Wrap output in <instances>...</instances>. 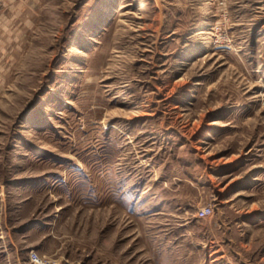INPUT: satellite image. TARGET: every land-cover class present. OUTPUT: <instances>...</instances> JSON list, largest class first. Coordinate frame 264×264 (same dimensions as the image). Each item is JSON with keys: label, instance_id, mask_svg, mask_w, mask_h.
Segmentation results:
<instances>
[{"label": "rangeland", "instance_id": "374dc122", "mask_svg": "<svg viewBox=\"0 0 264 264\" xmlns=\"http://www.w3.org/2000/svg\"><path fill=\"white\" fill-rule=\"evenodd\" d=\"M33 249L264 264V0L3 1L0 264Z\"/></svg>", "mask_w": 264, "mask_h": 264}, {"label": "built area", "instance_id": "2783aa9c", "mask_svg": "<svg viewBox=\"0 0 264 264\" xmlns=\"http://www.w3.org/2000/svg\"><path fill=\"white\" fill-rule=\"evenodd\" d=\"M3 1L4 0H0V14H1L2 9H3ZM212 212H213L212 207H205L201 210L202 216H206ZM28 258H29L30 262H32L33 264H43L44 263L42 256L39 254V252L37 250H34V249L29 252Z\"/></svg>", "mask_w": 264, "mask_h": 264}, {"label": "water", "instance_id": "95a60500", "mask_svg": "<svg viewBox=\"0 0 264 264\" xmlns=\"http://www.w3.org/2000/svg\"><path fill=\"white\" fill-rule=\"evenodd\" d=\"M158 2H160V0H157Z\"/></svg>", "mask_w": 264, "mask_h": 264}]
</instances>
